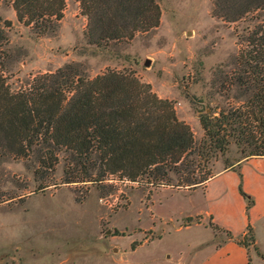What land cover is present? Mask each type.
Returning a JSON list of instances; mask_svg holds the SVG:
<instances>
[{"label": "rangeland", "instance_id": "rangeland-1", "mask_svg": "<svg viewBox=\"0 0 264 264\" xmlns=\"http://www.w3.org/2000/svg\"><path fill=\"white\" fill-rule=\"evenodd\" d=\"M66 3L57 34L39 35L17 19L11 1H0L9 37L7 75L14 88L73 61L83 63L91 76L109 68L133 71L160 97L175 101L178 117L207 151L204 172L215 175L244 158L233 143L225 151L205 143L199 116L240 104L223 80L236 67L238 35L253 19L219 18L213 0H157V28L130 42L99 47L86 39L88 19L80 3ZM65 158L62 153L55 171L41 181L33 159L0 157V264L207 263L206 249L196 243L209 231L186 226L187 216L203 207L201 190L147 186L120 175L99 183L63 182ZM252 256V264H264L255 252Z\"/></svg>", "mask_w": 264, "mask_h": 264}, {"label": "trees", "instance_id": "trees-1", "mask_svg": "<svg viewBox=\"0 0 264 264\" xmlns=\"http://www.w3.org/2000/svg\"><path fill=\"white\" fill-rule=\"evenodd\" d=\"M9 1L17 19L39 35L59 31L66 0ZM77 1L88 19L86 39L99 47L130 42L160 25L157 0ZM263 10L264 0H213V15L228 22L255 21L238 35L236 67L223 80L227 91L236 90L233 97L240 104L199 116L205 143L220 151L233 143L243 159L264 156ZM8 43L0 18L1 158L33 159L41 181L55 171L62 153L63 182L99 183L120 175L147 186L193 191L213 177L203 171L207 151L178 117L175 101L160 97L135 72L109 68L91 76L83 63L73 61L14 88L7 75ZM253 202L249 198L248 208ZM247 235L249 240L240 241L246 247L254 242L251 227Z\"/></svg>", "mask_w": 264, "mask_h": 264}, {"label": "crops", "instance_id": "crops-1", "mask_svg": "<svg viewBox=\"0 0 264 264\" xmlns=\"http://www.w3.org/2000/svg\"><path fill=\"white\" fill-rule=\"evenodd\" d=\"M198 190L204 194L203 207L187 216L186 226H204L209 231L208 238L196 243L206 249V264H252L254 252L264 262V156L242 159L193 191ZM249 198L254 201L250 208ZM249 227L254 242L246 247L240 241Z\"/></svg>", "mask_w": 264, "mask_h": 264}, {"label": "water", "instance_id": "water-1", "mask_svg": "<svg viewBox=\"0 0 264 264\" xmlns=\"http://www.w3.org/2000/svg\"><path fill=\"white\" fill-rule=\"evenodd\" d=\"M146 64L148 65V64H150V60L148 59V60H146Z\"/></svg>", "mask_w": 264, "mask_h": 264}]
</instances>
